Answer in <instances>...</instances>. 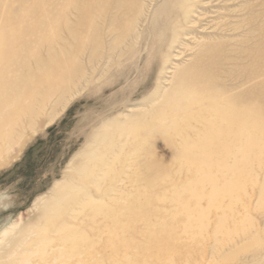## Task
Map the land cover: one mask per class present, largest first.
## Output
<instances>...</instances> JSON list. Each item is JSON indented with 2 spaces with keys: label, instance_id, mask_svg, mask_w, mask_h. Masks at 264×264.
<instances>
[{
  "label": "rangeland",
  "instance_id": "rangeland-1",
  "mask_svg": "<svg viewBox=\"0 0 264 264\" xmlns=\"http://www.w3.org/2000/svg\"><path fill=\"white\" fill-rule=\"evenodd\" d=\"M37 1L26 0L38 9L26 18L34 26L21 22L24 33L40 34L45 15L56 27L53 60L71 64L74 76L94 77L73 86L53 120L42 118L23 145H13L0 167V233L29 223L36 199L87 144L139 127L125 154L137 150L166 172L135 192L127 177L134 167L126 168L125 184L118 169L109 194L123 200L111 204L107 229L79 228L87 239L68 245L80 255L62 264H264V0ZM234 108L239 120L250 118L247 137L219 130ZM209 120L214 126L206 129ZM198 146L213 151L211 160ZM199 169L219 174L216 185L198 180ZM14 237L0 244V264H19V254L7 259L22 236Z\"/></svg>",
  "mask_w": 264,
  "mask_h": 264
},
{
  "label": "bare ground",
  "instance_id": "bare-ground-1",
  "mask_svg": "<svg viewBox=\"0 0 264 264\" xmlns=\"http://www.w3.org/2000/svg\"><path fill=\"white\" fill-rule=\"evenodd\" d=\"M12 1L15 5L12 4ZM12 1L10 3L8 0H0V167L8 163L7 155L11 153L13 145L17 144L19 147V145H23L28 140L26 135L28 129L34 133L37 131L36 126L42 118H46L48 121L53 120L60 107L68 102L66 101V95L69 94L72 87L84 86L85 83H89L94 77L91 75L93 76L91 79L86 76L85 78L84 75L79 76V73L74 76L71 71V64L68 65L66 62H60L61 59L59 61L53 60V53H58H55L56 40L54 39L56 38L54 36L56 27L54 24L50 25V19L42 15L41 22H37L40 24L43 23L42 26H38L40 30L45 24L41 33L37 36L31 35L30 31V33L28 32L29 34L24 33L27 26L32 23L31 21L29 25H26L27 22L32 19L30 18L26 22V18L34 16L30 15V13H36L37 10L32 9L33 6H36L27 7L26 0ZM37 3L42 4L43 0H39ZM20 4L22 6H20ZM29 4L30 3H28V5ZM39 4L36 5L41 6ZM3 13L6 14L2 15ZM96 16L91 18V24L94 22V25H96V21L98 20ZM53 19L55 20L56 18ZM23 21L25 22L26 28H23L21 25ZM45 21L49 23L46 25ZM85 22L87 23V21ZM32 25L34 26L35 24L32 23ZM35 27L37 28V26ZM29 29L31 30V28ZM33 32L36 33L35 29ZM38 48H45V54H40L41 52H38ZM261 51L257 52L261 54ZM107 54L106 59H104L100 67H98L100 72H105L110 62L111 54H108V56ZM258 56L257 54L256 58ZM94 58L99 59V56L97 55ZM262 58L264 59V55ZM95 59L93 61H95ZM262 65H264V63ZM89 70L90 69H88V73L90 74L91 70L90 72ZM254 70L255 68L253 71ZM89 74L88 76H90ZM196 85L198 86L197 83ZM257 87H259V85ZM215 90H217V88ZM263 93L264 92H262V94ZM213 96L218 97V95ZM250 96H252V94ZM211 98L212 96H209V99ZM246 98H249L248 95ZM252 99L254 100V98ZM180 101L182 102L183 100ZM176 102L178 101L176 100ZM178 106L179 108L181 107L180 105ZM47 109L49 113H45ZM246 112L247 110H245L244 114ZM239 114H241V112L237 109H230L229 113H226V115L224 114L226 116V124L219 127V130L225 129L229 132H236L235 130L237 129V132L241 136L247 137L248 132H250V118L244 116L243 120H239ZM150 122H152V120H150ZM212 126H214V123L209 120L204 127L209 129ZM163 127H167V125ZM150 128H148V133L152 134L153 128ZM201 130L203 129H200L199 132ZM138 131L139 127H133L127 132H116L114 134L116 139L109 143L106 142V138L101 137L98 139L96 137L97 139L92 144L90 143L91 146L87 144L86 147L77 152L72 157L64 177L54 183L48 195L40 196L36 199L34 203V210L36 213L29 219V223L26 225L24 224V226H22V224V227L19 223H12L1 231L0 244L6 243L14 236L18 237L19 234L22 236L20 240L18 239V242H16L17 248L10 253L9 251L7 252V259L11 260L13 257L16 258L15 255L19 254L20 257L16 262L19 264H31L33 260L34 262L32 264H62L72 261V259L80 254H75L68 244H73L79 239H87V236H81L77 233L78 229H93L94 225H97L98 230H106L108 227V219H111L114 215L108 211L111 204L123 200L122 197L109 194L110 191L116 189L113 188L112 182L116 179L115 172L118 171V169L119 173H117V180L125 184V178L128 177L130 180L133 178L131 186L136 188L135 192L140 189V184L144 179L153 183L157 178H161L166 172L163 163L161 164L157 159H148L146 161L139 157L137 150H133L128 155L125 154L126 144L137 138ZM211 144L212 142L210 141L205 143L204 146L210 147ZM17 145H15L16 148ZM204 146H198V152H203L207 160H211V156L213 157L214 153L213 151L206 150ZM124 157L125 159H123ZM123 160L124 164L121 165ZM119 166L121 167L119 168ZM130 167H134V171L127 175L125 170ZM138 169L140 170L138 171ZM140 172H145V176L140 178ZM197 175L198 180L205 178L210 183H213L214 186L220 178L219 174H216L212 170L201 169ZM90 184L95 186L99 194L96 195L90 190L88 187ZM118 192L123 193L124 191L119 188ZM100 193L103 195H100ZM104 195H106V197ZM106 199H108V201ZM71 201L73 202L72 204H70ZM31 246L35 247L30 248ZM20 248L22 250H20Z\"/></svg>",
  "mask_w": 264,
  "mask_h": 264
}]
</instances>
